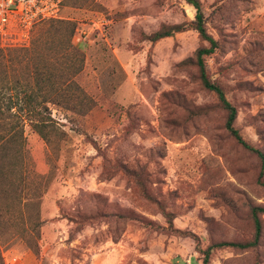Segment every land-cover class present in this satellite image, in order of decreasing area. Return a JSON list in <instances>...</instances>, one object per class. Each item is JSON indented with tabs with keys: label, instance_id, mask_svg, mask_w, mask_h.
Returning a JSON list of instances; mask_svg holds the SVG:
<instances>
[{
	"label": "rangeland",
	"instance_id": "1",
	"mask_svg": "<svg viewBox=\"0 0 264 264\" xmlns=\"http://www.w3.org/2000/svg\"><path fill=\"white\" fill-rule=\"evenodd\" d=\"M201 1L219 43L207 74L264 152V0ZM195 14L185 0H61L53 19L75 23L85 55L73 88L97 108L83 117L51 105L59 130L49 144L27 126L23 203L5 229V264H204L203 249L254 238L260 157L230 135L197 65L182 63L210 44L194 29L150 39ZM49 20L0 44L28 45ZM260 217L256 247L213 248L210 264H264Z\"/></svg>",
	"mask_w": 264,
	"mask_h": 264
},
{
	"label": "trees",
	"instance_id": "2",
	"mask_svg": "<svg viewBox=\"0 0 264 264\" xmlns=\"http://www.w3.org/2000/svg\"><path fill=\"white\" fill-rule=\"evenodd\" d=\"M185 1L196 8L195 18L190 23L163 25L150 35V39L157 41L176 32L194 29L210 44L209 47L198 48L194 58H187L182 63L197 65L200 82L217 94L220 105L226 110L225 127L230 135L260 157L258 182L264 186V152L243 137L236 127L238 108L227 98L225 89L213 82L207 74L206 56L215 52L219 43L208 31L202 1ZM75 32L76 26L72 21L50 19L38 32L31 35L28 45L4 47L0 44V264H5L1 251L2 242H5V229L14 226L13 220L18 217L19 207L23 203L20 186L24 180L23 168L28 151L27 126L49 144L59 130L51 105L62 107L66 113L83 117L97 108L95 101H88L87 95L83 97L77 93V84L73 88L74 76L82 70L85 60L84 53L73 42ZM162 212L168 215L165 208H162ZM262 213L264 206L256 205L251 208L255 225L252 240L215 243L202 250L204 264H210L213 248L256 247L262 234ZM168 218L171 220L169 216ZM37 225L39 224L36 223L35 227Z\"/></svg>",
	"mask_w": 264,
	"mask_h": 264
},
{
	"label": "built area",
	"instance_id": "3",
	"mask_svg": "<svg viewBox=\"0 0 264 264\" xmlns=\"http://www.w3.org/2000/svg\"><path fill=\"white\" fill-rule=\"evenodd\" d=\"M61 0H0V38L29 33L40 21L59 17Z\"/></svg>",
	"mask_w": 264,
	"mask_h": 264
}]
</instances>
